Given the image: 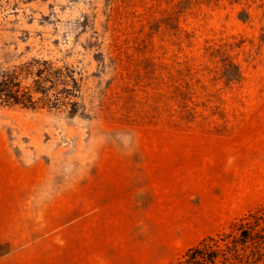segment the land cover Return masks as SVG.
<instances>
[{"label":"rangeland","instance_id":"obj_1","mask_svg":"<svg viewBox=\"0 0 264 264\" xmlns=\"http://www.w3.org/2000/svg\"><path fill=\"white\" fill-rule=\"evenodd\" d=\"M0 80V260L55 199L57 264H187L264 208V0H0Z\"/></svg>","mask_w":264,"mask_h":264},{"label":"trees","instance_id":"obj_2","mask_svg":"<svg viewBox=\"0 0 264 264\" xmlns=\"http://www.w3.org/2000/svg\"><path fill=\"white\" fill-rule=\"evenodd\" d=\"M3 87L4 82L0 80V98L13 94L10 90L4 91ZM232 227L236 228V235L221 233L216 238L205 239L188 251L184 257L186 263L236 264L238 261L239 264H264V208L249 213ZM231 236L229 243L227 239Z\"/></svg>","mask_w":264,"mask_h":264},{"label":"crops","instance_id":"obj_3","mask_svg":"<svg viewBox=\"0 0 264 264\" xmlns=\"http://www.w3.org/2000/svg\"><path fill=\"white\" fill-rule=\"evenodd\" d=\"M56 199L49 203L46 210L39 219L44 221V227H17L13 228L10 242L16 247L11 254L0 260V264H41V257L48 250L52 252V263L56 254L66 248L67 238L79 236L85 238L87 229L79 230L65 226L57 227L58 219H63L66 213H58L56 210ZM11 235V234H10ZM67 237V238H66ZM27 243V244H26Z\"/></svg>","mask_w":264,"mask_h":264}]
</instances>
